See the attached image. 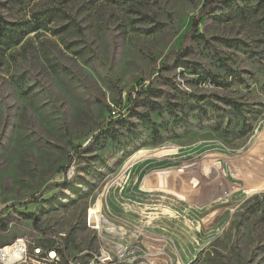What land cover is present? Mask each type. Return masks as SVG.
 I'll return each mask as SVG.
<instances>
[{
    "label": "rangeland",
    "instance_id": "rangeland-1",
    "mask_svg": "<svg viewBox=\"0 0 264 264\" xmlns=\"http://www.w3.org/2000/svg\"><path fill=\"white\" fill-rule=\"evenodd\" d=\"M204 2L0 0V245L264 264V0Z\"/></svg>",
    "mask_w": 264,
    "mask_h": 264
},
{
    "label": "built area",
    "instance_id": "built-area-1",
    "mask_svg": "<svg viewBox=\"0 0 264 264\" xmlns=\"http://www.w3.org/2000/svg\"><path fill=\"white\" fill-rule=\"evenodd\" d=\"M88 211V225H97L101 228V236H95L96 240L102 242L112 240V247H107L105 253L82 249L71 258H67L66 264H118L120 257L129 258V263L147 264L136 262V253L142 251L136 241L139 235H133L135 241L130 242L124 238L123 226L114 223L95 205ZM65 239V233H58L49 243L32 245L24 238H15L7 244L0 245V264H34V261H41V264H59V258H53V251L65 252Z\"/></svg>",
    "mask_w": 264,
    "mask_h": 264
},
{
    "label": "trees",
    "instance_id": "trees-1",
    "mask_svg": "<svg viewBox=\"0 0 264 264\" xmlns=\"http://www.w3.org/2000/svg\"><path fill=\"white\" fill-rule=\"evenodd\" d=\"M215 2L226 3V2H228V0H205L204 4L202 5V9H201L200 13L198 14L197 19H194L192 21V25H191L192 28H191V33H190L191 38H195V36H196L195 31L197 29L198 22L201 20V18L203 16H205L209 12L211 5ZM185 53H186V50L183 49V47H180L179 50L177 52H174L173 54L175 57L181 58L185 55ZM150 110L153 111V110H156V108L151 107ZM146 120H148V121L150 120L149 115H146ZM94 139H95V137H92L91 140H94Z\"/></svg>",
    "mask_w": 264,
    "mask_h": 264
},
{
    "label": "bare ground",
    "instance_id": "bare-ground-1",
    "mask_svg": "<svg viewBox=\"0 0 264 264\" xmlns=\"http://www.w3.org/2000/svg\"><path fill=\"white\" fill-rule=\"evenodd\" d=\"M96 229H97V235L101 236V228L96 225ZM107 247H112V240H104L103 244L98 248L97 251H94V252L105 253V251L107 250ZM53 258H59V264H63L62 257L59 251H53ZM136 262H145L142 259V253H136ZM34 263L41 264V261H34ZM64 264H66V262ZM118 264H134V263H129V258L127 257H120L118 258Z\"/></svg>",
    "mask_w": 264,
    "mask_h": 264
}]
</instances>
